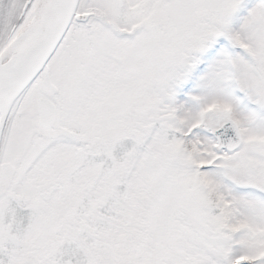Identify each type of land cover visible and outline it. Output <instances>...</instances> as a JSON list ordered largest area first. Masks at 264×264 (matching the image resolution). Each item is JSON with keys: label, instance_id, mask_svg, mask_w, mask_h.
Here are the masks:
<instances>
[{"label": "snow or ice", "instance_id": "6c2138e0", "mask_svg": "<svg viewBox=\"0 0 264 264\" xmlns=\"http://www.w3.org/2000/svg\"><path fill=\"white\" fill-rule=\"evenodd\" d=\"M0 264H264V0H0Z\"/></svg>", "mask_w": 264, "mask_h": 264}]
</instances>
